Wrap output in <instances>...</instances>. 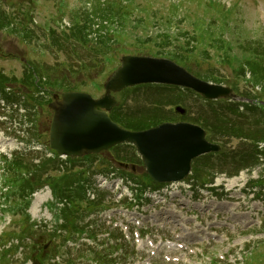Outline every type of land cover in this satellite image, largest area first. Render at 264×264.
<instances>
[{
	"label": "rangeland",
	"instance_id": "rangeland-1",
	"mask_svg": "<svg viewBox=\"0 0 264 264\" xmlns=\"http://www.w3.org/2000/svg\"><path fill=\"white\" fill-rule=\"evenodd\" d=\"M29 14H33L37 24L33 25L26 20ZM100 14H103L104 18ZM75 17L79 18L82 25L89 21L88 29H85L89 40L87 37L79 39L73 28L64 29L58 25L60 21L65 20L72 26ZM18 20L22 23H18ZM8 21L12 27L5 28ZM24 22H27L28 26L22 25ZM16 24L35 34L31 33V37L27 38L18 36L19 28ZM49 28L57 29L56 34L61 44L50 42L49 35L45 38V35L40 33ZM91 31L93 34L89 37ZM29 39H33L31 45L28 43ZM1 51L6 55L0 54V69L9 75L20 77L23 70L27 69V63L34 64L37 68L44 69L51 82H54L46 85L51 93L79 90L97 97L103 93V83L119 64L121 56L163 54L172 56L180 64L189 63L188 68L192 72H205L209 81L225 82L234 88L237 95L244 96L245 77L250 73L246 71L247 63L251 65L252 72L264 67V0H0ZM22 59H26V65L21 63ZM243 68L244 75L240 71ZM258 84L261 87V84ZM26 91L32 92L29 89ZM114 96L117 99L115 109L130 121L141 118L146 121L154 117V112L158 113L156 117H160L159 119H179L181 116L178 118V114L173 111L177 105L187 108L193 117H197L202 115L207 107L192 94L185 92L183 96L178 90L161 86L130 87L115 93ZM28 103L29 97H26L25 107L21 105L23 108L15 103L0 107V180L5 186L0 195L1 264L8 263L7 255L12 252L10 246L16 244L10 243V240L15 238L19 239L20 245H25L22 255L27 259L30 255H38L35 257L41 264H48V259L56 260V257L62 259L60 263L64 264L67 255L74 259L73 264H94V259L99 257H110V261H113L110 264H136V260L131 261L135 254L137 258L144 256L145 262L151 257L144 249L136 250V239L147 240L153 235H162L176 240L174 237L182 232L176 223L171 222L176 218L186 221L184 224L200 222L198 227L204 231L217 230L214 232L216 236L211 244L195 247L192 256H186L183 261H158L153 264H187L192 261L191 258L199 256L201 250L212 261L221 253L237 251L241 255V258L237 255V264H264V161H260L258 165L256 161L250 163L248 168L234 175V166H227L225 171L220 172L211 165L215 161L214 158H200L193 161L192 170L185 182L160 186L153 184L139 157L137 161L133 147L127 145L100 152L95 159L92 158L94 167L101 168H115L116 164L110 163L113 162L110 160L112 158L119 161L125 157V161L129 163L128 168L123 169L126 179L125 192L128 190L127 197L122 200L123 212L110 213L109 224H106L104 215L107 209L103 208H118L120 202H116L117 199L110 192L101 188L99 190L105 194L100 193L96 197L97 200L91 203L70 197V209L66 204L65 207L60 206L55 197L51 200L52 205L48 211L34 213L33 206L27 209L32 219L47 217L53 224L59 221L58 216H64L68 226L72 227L68 229L70 232L77 231L80 226L91 221L105 227L109 232L103 247L91 245L81 246L76 250H63V236L56 239L53 235L43 234L42 232H47L46 228L35 227L36 221H32L22 212L27 205L29 191L26 190L23 194L19 191V185L30 175L28 180L33 183L34 189L49 185L52 193L56 192L61 201L63 193L65 194V190H61V194L56 190L58 184L56 185L54 178L59 177V166H50L51 161L46 162L47 156L50 155L48 130L51 117L49 109L46 108L47 102L43 100L46 109L31 108ZM35 108L36 115L31 122V117L28 118L26 113L34 112ZM146 115L151 116L147 118ZM155 123L150 122L148 125ZM251 123L258 125L259 117L255 116ZM260 123L264 124V119H261ZM232 138L230 142L226 141V145L234 148L240 138ZM83 165H77L74 169L84 168L85 164ZM131 166L134 170L130 169ZM229 172L232 175H229ZM33 176L38 177L39 181H34ZM88 177V186L98 188L95 175L89 173ZM233 180L237 182V186L234 185L230 189L228 184ZM93 188H89V193ZM210 188L218 190H214L211 195L206 191L212 190ZM149 189H158L152 193H156V196L151 197L152 194L149 193H145L146 197L140 195L142 191ZM43 190L49 189L45 186L36 192ZM36 192L31 196V204ZM253 192L258 199L253 197ZM44 193L49 194L48 191ZM90 194L88 200L92 197ZM163 197L166 202H163ZM190 197L195 199V205L204 201V205L219 203L232 208L243 218L237 222L239 229L231 230L212 223L213 218L207 219L208 212H201L199 207H190L192 212H185L181 207L182 201H187ZM67 201L69 202L68 198ZM166 209L170 212L169 215L175 213L176 218H162V215H166ZM248 220H251V226ZM142 231L149 233L145 236L140 233L139 236ZM105 236L106 234L99 235V238ZM40 237L41 243L47 244L43 251L36 247L39 244L36 241ZM29 238L34 243H29ZM241 242L243 246H240ZM141 244L147 248L146 241H141ZM234 245H237V248L231 250ZM56 252L63 256L50 257L49 254ZM79 254L83 258L79 257ZM204 262L207 263L208 258L201 260V264Z\"/></svg>",
	"mask_w": 264,
	"mask_h": 264
},
{
	"label": "water",
	"instance_id": "water-1",
	"mask_svg": "<svg viewBox=\"0 0 264 264\" xmlns=\"http://www.w3.org/2000/svg\"><path fill=\"white\" fill-rule=\"evenodd\" d=\"M157 82L192 89L205 99L233 97L229 87L201 80L165 58L125 55L104 83V93L92 98L83 92H67L49 107L53 110L49 145L59 154L83 156L118 143H131L141 155L147 174L156 182L184 179L199 155L216 152L204 130L189 122H163L144 130L119 126L108 115L116 100L111 92ZM177 111L184 112L179 107Z\"/></svg>",
	"mask_w": 264,
	"mask_h": 264
},
{
	"label": "trees",
	"instance_id": "trees-1",
	"mask_svg": "<svg viewBox=\"0 0 264 264\" xmlns=\"http://www.w3.org/2000/svg\"><path fill=\"white\" fill-rule=\"evenodd\" d=\"M101 16L103 15L101 14ZM248 53H250V50L248 51ZM183 65H185L187 68L188 66H190V64L186 62ZM247 66H249L252 69L249 63H247ZM254 71L258 73L260 76H262V78L264 79V67H262V70L260 68ZM199 74L203 75L204 77H207V75H205V72ZM24 80H27L26 73L24 75ZM11 81L14 83L17 82V79L11 78ZM8 83H9L8 77L0 72V93H3L4 87ZM205 103L206 105L207 104L208 105L202 115L193 117V115H191V112L187 111L185 114V119L202 126L206 130V136L210 141H215V142L222 141L224 147L225 146L224 143L226 142V137H228V139L231 138L232 136L236 138H264V130L257 128L256 131H254L250 127L245 126L248 124V121L244 123L242 120L249 119L250 118L249 115H247L246 113L238 112L237 107H235L234 105L227 104L224 101H215V102L206 101ZM247 111H249L250 114L255 112L253 110H247ZM110 115L115 121L120 123L122 126L131 129L146 128L150 126L148 125L150 124V122L157 123L163 120V119H159L160 117L159 118L156 117V113H155L154 117L146 121H144L143 118L138 119L136 121H130L125 115H121L119 112H117V109L112 110ZM149 116L151 115H146L147 118H149ZM251 131H253V133H251ZM236 150L237 152L230 156L232 160L234 161L237 158L238 162L246 161V156L248 155L246 152V148L243 147L241 144H239ZM224 151H226V149H221L220 151V155L223 158L222 161L224 162V163H219L217 165L220 168H223V166L227 164L226 159L224 157L229 156L227 154H224ZM229 152H233V151H229ZM250 154L252 155L251 151ZM204 157H209V156L206 155ZM28 182L29 181L27 180L26 183ZM60 182H68V180L61 179L59 181H56V183H60ZM21 189H24V185L21 186Z\"/></svg>",
	"mask_w": 264,
	"mask_h": 264
},
{
	"label": "bare ground",
	"instance_id": "bare-ground-1",
	"mask_svg": "<svg viewBox=\"0 0 264 264\" xmlns=\"http://www.w3.org/2000/svg\"><path fill=\"white\" fill-rule=\"evenodd\" d=\"M46 196H47V194H45L44 192H43V194H37L35 200L36 201H38L40 199L43 200L46 198Z\"/></svg>",
	"mask_w": 264,
	"mask_h": 264
}]
</instances>
